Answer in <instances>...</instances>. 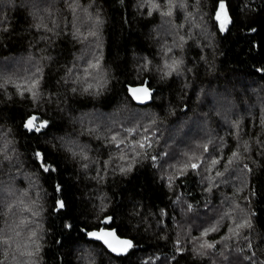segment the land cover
Segmentation results:
<instances>
[{"label": "trees", "instance_id": "obj_1", "mask_svg": "<svg viewBox=\"0 0 264 264\" xmlns=\"http://www.w3.org/2000/svg\"><path fill=\"white\" fill-rule=\"evenodd\" d=\"M224 2L231 19L227 31H220L213 18L217 0H174L171 8L166 0H80L103 23L93 36V21L77 10L79 34L74 39L65 0H0L6 27L0 28V132L11 141L8 150L14 148L10 160L0 158V189L11 187L15 199L24 202L12 209L15 216L0 215V226L30 215L18 208L41 209L35 223L22 226L20 238L40 225L38 264L264 261V151L258 150V141L264 142V73L256 71L264 68V0ZM169 10L171 16L163 15ZM40 24L44 26L37 28ZM97 58L99 68L93 69ZM172 58L182 60V74L164 77L158 69ZM37 76H42L40 97L34 102L24 87ZM145 84L155 92L142 105L129 88ZM30 114L47 119L49 128L27 132L23 124ZM112 135L116 141H110ZM145 136L153 141L149 158L140 157L130 172L113 174L114 165L125 163L116 143ZM65 141H76L73 150L83 148L88 159L73 158L61 148ZM37 148L58 165L56 173L37 170L31 159ZM233 152L240 159L228 165V159L235 160ZM153 155L158 157L155 164ZM197 157L220 162L207 172L188 167L182 173L184 163L197 162ZM105 161L107 175L95 179L98 170L104 172ZM57 182L67 204L61 212L53 211ZM102 204L106 211H99ZM108 215L113 222L101 223ZM233 216L246 218L248 225L238 230L239 236L231 233L225 239L235 228ZM217 222V230L203 236ZM65 223H72V230ZM105 228L133 239L138 247L126 257L116 256L82 231ZM205 242L215 247L200 249Z\"/></svg>", "mask_w": 264, "mask_h": 264}, {"label": "snow or ice", "instance_id": "obj_2", "mask_svg": "<svg viewBox=\"0 0 264 264\" xmlns=\"http://www.w3.org/2000/svg\"><path fill=\"white\" fill-rule=\"evenodd\" d=\"M65 4L68 6V8L72 12V24H73V38H77L79 34V27L76 25V20L79 19V17L76 15L77 10L87 14V18L91 19L93 21V27L90 31V34L93 36L98 35V29L99 26L102 25L103 21L98 17H92L91 14L88 13V8L83 7L80 4V0H65ZM217 5L219 9V13L215 12L213 13V18L215 21H217V27L219 28L220 31H227V28L225 26L226 21L228 23H231V19L227 17L224 14V10L226 8V4L224 0H217ZM90 6V5H89ZM155 7L159 8L160 5H154ZM166 7H174V0H166ZM183 7V5H181ZM163 15L171 16L172 12L171 10L164 12ZM44 26L42 24L36 25L37 28ZM46 27V26H45ZM179 27H182L180 25ZM0 28L3 30H6V27L4 26V23L2 20H0ZM47 31L54 32V29H47ZM255 31V29H253ZM47 37H42V39H46ZM183 39V37H181ZM182 64V60H176L175 58L171 59V62L168 63L166 62L164 66L158 71L162 73V76L164 77H170L173 73H176L177 75H181L182 72L180 70V65ZM91 68L93 69H98L99 68V62L97 58V62L93 63L90 65ZM167 69V71H165ZM87 68L85 69V72H87ZM257 72L259 73H264V68H257ZM69 75H71V72H69ZM40 79H42V76H37L35 79L31 80L27 86L24 87V91H27L29 94V97L31 100L34 102L37 101L40 97V92L38 85L40 83ZM65 82H67V79H65ZM73 83H76L75 78H73ZM92 87L91 84L88 85V89H84V91H88ZM72 92H76L77 88L72 87L71 88ZM130 93L132 96L136 99H139V97L136 96L137 93L142 92L146 97L151 98L152 96V89L148 85H141L138 87H130L129 88ZM21 96H23V91L20 93ZM143 102V101H141ZM261 124H264V120L261 121ZM23 127L27 130V132L32 133V134H39L45 129L49 128V121L47 119H40L37 115L35 114H30L26 117ZM238 125L236 126V133L238 135ZM126 131H132L131 129H127ZM145 132H147V129H144ZM5 133L0 132V140L3 142L0 143V158L2 159H11V154L14 152V148L11 150H8V146L11 144L10 140H3V136ZM44 135H47V132H44ZM110 141H116L117 137L116 135L110 136ZM76 141H65L61 144V148L65 151H70L72 152L73 158H76L77 155H80L82 159L87 160L88 157L84 154L83 148H81L80 152L74 151L73 150V145H76ZM121 144H126V147L124 149H121ZM153 141L151 139V136H145L143 140H136L131 143H126L125 138H121L119 143H116L115 147L117 150H120L122 153L119 157L120 160L125 161L124 164H117L113 166V174L117 170H119L121 173L125 172H130L133 168V166L137 163V160L140 157H148V152L147 150L152 147ZM259 149L264 151V142H259ZM86 147V146H85ZM144 150V151H141ZM203 151L207 152L208 151V144L205 143L203 145ZM167 155V153H165ZM187 155V154H185ZM232 156L235 158L234 159H228L227 164L231 165L234 162H238L240 159V154L238 152H233ZM130 157V159H129ZM31 159L33 160L37 170L41 173L44 174H53L58 171V165L52 162L51 157L49 154L43 150V149H34L32 153ZM151 161L155 164L157 161L158 157L153 155L150 157ZM197 162H185L181 172L183 173L184 169L190 167L193 171L196 170H202L204 172L208 171L209 165H216L220 162V159L217 157H208L207 159L203 158H194ZM92 163H97V161H92ZM108 161H105V170L104 172L97 171L96 176L94 177L95 179L102 180L105 175H107V166H108ZM201 164L204 165L203 169H201ZM85 169L88 168V164L82 165ZM244 169L247 171H251L250 168L245 164L243 166ZM216 176L222 175L220 171H216L215 173ZM169 182L172 180V176L168 177ZM56 193V199L54 201V207L53 211L54 212H61L66 209L67 204L65 198L60 195V193L63 192V186L60 183H55L54 184V189ZM0 192H5L6 195L0 196V215H7L11 213L13 216L16 215V213L12 212V209L17 206V204H23V200H17L15 199V191L11 187L7 189H0ZM26 195V193H21V196ZM12 197L13 199L9 200L8 198ZM7 200V202H5ZM35 202H33L34 204ZM107 209V204H102L99 207V211L103 212L106 211ZM18 212H23L27 211L30 212L29 216H22L18 222L14 223H7V228L0 226V264H38V259H39V253L41 251V244L40 240L43 239V236L37 235V229L40 227L39 224H37L36 228H28L27 229V235L25 236L24 240L21 241L20 238L22 235H24L25 228L22 227L23 225H26L28 223H35L34 217H37L40 215L41 209H33L28 206H24L22 209L18 208ZM235 211V209H233ZM228 216L231 215V213L226 214ZM226 218V216L221 217ZM113 216L108 215L103 218L101 223H112L113 222ZM232 222L235 224L234 229H230L229 232L230 234L225 236V239H231L232 235L231 233H234L236 236H239V229L244 228L245 226L248 225V220L246 218L244 219H238L237 217L233 216L232 217ZM64 227L67 230H72L73 224L72 223H65ZM218 227V222L216 226H213L211 228H207L203 231V236H207L209 232H215ZM84 231L85 235L92 241H100L106 248L109 250V252L114 253L116 256H128L129 252H131L133 249L138 247V245L134 242L133 239H128V238H123L121 239L116 235L114 231L111 229H98L96 231H90L87 229H82ZM215 247L214 243L211 242H205V243H200L199 248L204 249H212ZM17 253H19L20 257H28L29 259L20 261ZM198 255H203V252H198ZM11 255V259H9V256ZM35 257V258H34ZM255 257V253H252L251 256L248 257L249 260H253ZM82 260H86V255L82 254L81 255ZM142 264H148V261H142ZM178 264V262H177ZM255 264H264V261H257Z\"/></svg>", "mask_w": 264, "mask_h": 264}, {"label": "water", "instance_id": "obj_3", "mask_svg": "<svg viewBox=\"0 0 264 264\" xmlns=\"http://www.w3.org/2000/svg\"><path fill=\"white\" fill-rule=\"evenodd\" d=\"M155 91L152 89V95H153V93H154ZM136 96L137 97H139V99H136V98H134V100L137 102V103H139V104H142V105H145V104H147V103H149V101L151 100V98H148V97H146L142 92H139V93H137L136 94ZM152 97V96H151ZM141 101H143V102H141ZM105 229H111L112 231H114L115 233H116V235L118 236V237H120L121 239H123V237H121V236H119L118 235V233L116 232V230L115 229H113V228H105ZM97 229H93V230H90V231H96ZM87 239H89L88 237H87ZM90 240V239H89ZM92 241V240H91ZM97 242H100V241H97ZM101 244H102V242H100ZM106 247V246H105ZM107 249V248H106ZM108 250V249H107ZM109 251V250H108ZM111 253V252H110ZM111 254H114V253H111ZM115 255V254H114Z\"/></svg>", "mask_w": 264, "mask_h": 264}, {"label": "rangeland", "instance_id": "obj_4", "mask_svg": "<svg viewBox=\"0 0 264 264\" xmlns=\"http://www.w3.org/2000/svg\"><path fill=\"white\" fill-rule=\"evenodd\" d=\"M217 13H219V9H217ZM224 14H225L227 17H229L226 8H225V10H224ZM227 25H228V22L226 21L225 26L227 27ZM223 101H224V100H223ZM218 104H219V103H218ZM218 104H217V100H214L211 106H212L213 109L216 110V108H218ZM224 105H225V103H224ZM220 112H226V110H225V109H222ZM217 114H219V113H217ZM219 116L221 117V114H219ZM224 118H225V117L222 116V119H224ZM197 128H200V126H197ZM163 216H165V214H163Z\"/></svg>", "mask_w": 264, "mask_h": 264}]
</instances>
